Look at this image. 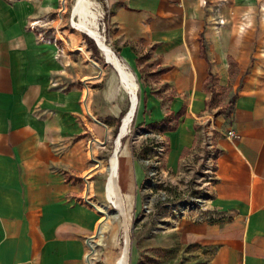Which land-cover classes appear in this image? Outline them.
<instances>
[{"label":"crops","instance_id":"crops-1","mask_svg":"<svg viewBox=\"0 0 264 264\" xmlns=\"http://www.w3.org/2000/svg\"><path fill=\"white\" fill-rule=\"evenodd\" d=\"M61 1L0 0V264H89L88 243L99 236L85 180L97 172L92 125L108 127L87 110L92 69L73 39L43 38L39 30H49L36 26ZM99 1L110 49L136 68L142 58L161 92H144L149 124L175 121L168 166L186 152L197 158L215 134L209 212L198 224L214 232V260L264 264V0ZM231 128L239 139L221 135Z\"/></svg>","mask_w":264,"mask_h":264},{"label":"rangeland","instance_id":"rangeland-1","mask_svg":"<svg viewBox=\"0 0 264 264\" xmlns=\"http://www.w3.org/2000/svg\"><path fill=\"white\" fill-rule=\"evenodd\" d=\"M92 1L96 3L97 12L99 11V26L106 39L104 44L106 41L111 48L106 38L107 19L103 6L99 0ZM61 2L60 10L52 14L51 20L39 24L41 29L49 30L48 36L57 33L61 38L63 34L80 47L78 49L83 56L85 72L86 66L92 69L84 78L88 91L91 92L93 111L88 110L109 129L107 131L100 123L92 125L94 140L89 153L94 160L102 162V167L95 161L94 170L97 172L91 177L90 203H102L111 210L119 209L117 204L113 205L109 200L108 185L104 191V184L107 167L111 166L114 158L118 162L120 159L121 191L124 194L121 205L124 212L118 219L112 220L113 225L111 224L103 243L98 247L99 258L95 264L117 263L127 241L128 264L129 259L130 264H219L214 260L218 246L209 242L214 232H203L198 225L209 212L206 196L215 168L209 150L206 146L202 147L201 155L197 158L186 152L181 157L179 167L170 168L167 163L170 151L167 131L175 125V121L172 124H149V99L144 98V92H160L151 75L152 71L142 58L139 59L141 64L136 68L125 62L112 48L121 62L128 65L136 76L139 88L138 98L136 94L134 102L133 96L122 87L116 68L108 63L97 39L85 32L78 23L79 15L75 10L78 0H65V6L64 0ZM93 60L99 62L102 70L91 64ZM221 95L227 97L229 91ZM130 118L133 122L131 120L127 124ZM119 132L123 136L121 146L117 141ZM192 159L196 166L190 161ZM140 168L144 175L139 177L137 173ZM126 206L129 214L125 210Z\"/></svg>","mask_w":264,"mask_h":264},{"label":"bare ground","instance_id":"bare-ground-1","mask_svg":"<svg viewBox=\"0 0 264 264\" xmlns=\"http://www.w3.org/2000/svg\"><path fill=\"white\" fill-rule=\"evenodd\" d=\"M75 10L79 15V19H78L79 22L78 23L80 24L81 28L85 32L92 34L97 39L99 47L103 51L104 55L106 56L108 63H110L111 65H113L116 68L122 87L125 89V91L128 94L133 96V101L135 102V97H136L139 86L137 84V81H136L134 75L129 70H127L126 66L117 58V56L113 53V51L111 49H108L109 46L106 44V41H105V44L108 47L105 46L104 40H106V39L104 38V36L100 30L99 13H98L99 11L97 12L96 3H94L92 0H78ZM92 65L102 70V67L98 61L93 60ZM130 110H131V108H130ZM88 112H90V111L88 110ZM131 120H132L131 118L128 119L127 124H129L131 122ZM121 130H122V128H121ZM122 137L123 136L121 133L120 137L117 140L120 142V145H121V138ZM97 163H99L100 167H102L101 161L97 160ZM118 168H119V162L116 160V158H114V160H112L111 166L107 167V169H109V171L111 173L110 181L108 184V198L113 204L120 205L123 194L121 191L120 174L118 172ZM92 204H94L96 206L99 214L102 217V220H101V225H100L99 231H98L99 236L97 238L94 237L88 243L89 250H90V252L88 254L89 255V257H88L89 264L94 263V255H96L95 254L96 245L98 243H100V241L104 238V234L107 231H109L111 228V220L113 217V211L116 215L121 216V214H122V212L119 209L111 210L105 204H95V203H92ZM128 244L129 243L127 241V244L125 245L123 252L121 254V258L118 259L116 264H128V261H127V255L129 252Z\"/></svg>","mask_w":264,"mask_h":264},{"label":"built area","instance_id":"built-area-1","mask_svg":"<svg viewBox=\"0 0 264 264\" xmlns=\"http://www.w3.org/2000/svg\"><path fill=\"white\" fill-rule=\"evenodd\" d=\"M65 0H64V3H63V5L65 6ZM36 26H37V29L39 30V28L38 27H40V25H39V23H37L36 24ZM46 30V29H45ZM39 34L41 35V37H43V38H48V32L47 31H44V30H39ZM88 110V109H87ZM89 113V115L90 116H93L92 114H91V111L90 112H88ZM95 119V118H94ZM221 135H223V136H226V137H228V138H232V139H234V140H236V139H239L240 138V134L236 131V130H234V129H228L227 131H225V132H221ZM91 143V142H90ZM204 144H205V146H206V148L209 150V152H210V156H211V158L213 157V155H216V142H215V134L211 131V132H207L206 133V136H205V140H204ZM91 145V144H90ZM96 161V160H95ZM94 161V162H95ZM96 164H98L97 163V161H96ZM214 169V168H213ZM91 176L92 175H88L87 176V178H86V180H85V185H86V191H85V199L87 200V202L88 203H90L89 202V200H91V197L89 196V185H90V183H91ZM206 199H208V196H206ZM91 204V203H90Z\"/></svg>","mask_w":264,"mask_h":264},{"label":"trees","instance_id":"trees-1","mask_svg":"<svg viewBox=\"0 0 264 264\" xmlns=\"http://www.w3.org/2000/svg\"><path fill=\"white\" fill-rule=\"evenodd\" d=\"M119 76V75H118ZM184 112V108L180 111V112H178V114L177 115H181L182 113ZM172 115V113H168V116H171ZM162 122H166V119L165 120H163ZM174 128H169V130H173Z\"/></svg>","mask_w":264,"mask_h":264},{"label":"water","instance_id":"water-1","mask_svg":"<svg viewBox=\"0 0 264 264\" xmlns=\"http://www.w3.org/2000/svg\"><path fill=\"white\" fill-rule=\"evenodd\" d=\"M119 134H120V132H119ZM119 134H118V136H117V137H119Z\"/></svg>","mask_w":264,"mask_h":264}]
</instances>
